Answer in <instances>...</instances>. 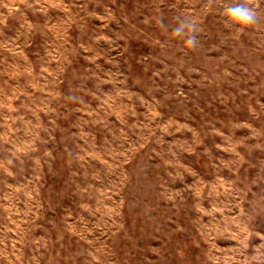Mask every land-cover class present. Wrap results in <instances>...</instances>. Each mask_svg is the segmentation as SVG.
<instances>
[{"label":"rangeland","instance_id":"rangeland-1","mask_svg":"<svg viewBox=\"0 0 264 264\" xmlns=\"http://www.w3.org/2000/svg\"><path fill=\"white\" fill-rule=\"evenodd\" d=\"M0 264H264V0H0Z\"/></svg>","mask_w":264,"mask_h":264},{"label":"clouds","instance_id":"clouds-1","mask_svg":"<svg viewBox=\"0 0 264 264\" xmlns=\"http://www.w3.org/2000/svg\"><path fill=\"white\" fill-rule=\"evenodd\" d=\"M224 15L228 25L237 26L236 30L240 31L241 27L251 26L257 22V14L255 10L246 3H236L229 5ZM178 23L173 29V35L184 40V45L188 49L194 50L198 44L197 34L199 27L193 19L177 18ZM161 27H164L163 21H160Z\"/></svg>","mask_w":264,"mask_h":264}]
</instances>
